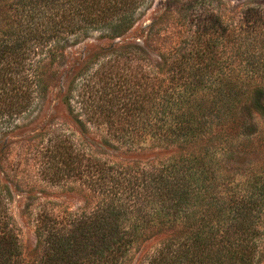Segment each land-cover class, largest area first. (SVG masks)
<instances>
[{
  "label": "trees",
  "instance_id": "trees-1",
  "mask_svg": "<svg viewBox=\"0 0 264 264\" xmlns=\"http://www.w3.org/2000/svg\"><path fill=\"white\" fill-rule=\"evenodd\" d=\"M142 2L0 0V129L40 99L60 42L89 31L118 36ZM182 17L187 34L146 45L154 65L115 72L112 83V70H102L107 83L89 91L86 78L75 90L79 67L62 80L57 97L78 137L49 142L43 173L77 181L82 205L40 211L44 249L34 264H126L145 241L153 245L141 264H252L264 228V164L225 174V161L231 130L244 123L240 108L264 106V8L246 6L232 23L213 13ZM260 134L264 141V127ZM9 196L0 185V264H28Z\"/></svg>",
  "mask_w": 264,
  "mask_h": 264
},
{
  "label": "rangeland",
  "instance_id": "rangeland-1",
  "mask_svg": "<svg viewBox=\"0 0 264 264\" xmlns=\"http://www.w3.org/2000/svg\"><path fill=\"white\" fill-rule=\"evenodd\" d=\"M246 6L264 8V0H143L136 9L134 23L118 36L100 37L99 32L89 31L87 35H71L60 42L58 54L48 60L51 65L43 76L42 89L38 91L40 99L31 103L29 112L15 117L0 129V185L10 193L7 207L14 221L23 262L34 264L42 256L44 245L36 235L40 211L54 209L57 212L64 207L76 210L82 205L80 194L74 190L77 181L70 177L54 183L43 173L44 151L49 142L63 136L76 142L78 137L71 126L74 124L71 117L57 97L64 83L62 80L71 78L75 68L79 67L74 81L78 84L76 91L85 82L84 78L88 80V91L94 89L95 81L102 86L107 83V79L100 75L102 70H112L113 80H109L112 83L116 79L115 72L124 74L126 68L130 71L137 66L154 65L159 61L154 51L148 50L146 45L151 49L167 46L169 36L183 32L187 34L185 28L189 24L182 25L183 15L213 13L223 15L232 23ZM5 14V11H0V20L5 19ZM154 21L156 24L149 28ZM227 46L230 47L229 44ZM73 97L76 98V95ZM36 112L44 114L43 119L29 123ZM239 116L244 123L236 121L231 130L229 142H232V150L225 161V174L249 170L255 173L264 164V141L260 134L264 127V106L248 103L240 108ZM113 154L121 157L119 152ZM232 158L235 159L231 161ZM261 233L259 249L252 264H264V228ZM152 245L150 241H145L132 249L126 264H141V257Z\"/></svg>",
  "mask_w": 264,
  "mask_h": 264
}]
</instances>
